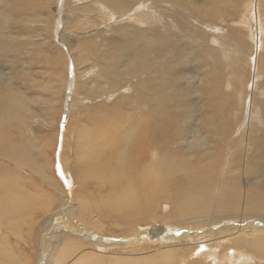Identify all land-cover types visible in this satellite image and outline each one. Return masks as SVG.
Segmentation results:
<instances>
[{"label": "bare ground", "instance_id": "1", "mask_svg": "<svg viewBox=\"0 0 264 264\" xmlns=\"http://www.w3.org/2000/svg\"><path fill=\"white\" fill-rule=\"evenodd\" d=\"M73 1L75 9L71 13L87 18L92 12L99 21L77 27L86 33L99 29L116 36V47L123 51L116 56L95 52L96 56L104 58L106 72H98L97 76L83 73L92 78L91 84L96 83V87L86 93L90 92L88 94L95 99L104 96L102 85H97L102 79L109 80V89L126 92L131 87L128 92L131 94H123L114 106L99 110L100 116L94 120L97 131L84 128L78 131L76 146L81 162L78 167L77 163L71 166L74 176H78L77 185L73 177H66L67 183L62 184L47 171L48 164L31 139L36 137L37 130L33 129L30 117L33 104L38 100L32 101L19 85L18 94L8 97L11 93L5 90L8 72L0 70V89L3 90L0 157L38 175L22 177L15 171L12 176L0 161V264H103V259L98 261L91 256L89 249L91 245L97 248L104 245L103 237L95 238L103 212L121 217L126 228V238L118 239L120 243L113 245L134 244L140 248L146 242L143 234L147 230L141 225L144 220L153 223L151 232L159 239L165 238V233L170 241L185 243L179 249L178 246L162 249L161 263L155 261L154 264H173L176 251L181 249L190 254L188 248L195 249L192 253H197L196 263L204 264L202 258L214 257L213 264L233 263L234 258L238 263L248 258L264 264V128L260 127L264 125H258L259 118L250 114L244 133L234 137L230 127L224 124L231 96L224 92L222 84L228 80L231 61L222 37L211 35L212 31L223 34L224 29L206 26L211 20L234 14L235 6H240L243 0ZM155 2H166L171 9L157 11ZM37 8H45V2L8 0L0 7V63L8 62L12 66L17 81L31 78V70L25 65L34 59V54L27 56L31 44L25 45L22 41L36 43L33 30L37 26L45 30L49 25L48 21L40 20L45 15L37 13ZM259 8L260 3L254 4L247 7L245 13H259ZM166 20L174 23L166 24ZM60 21L63 30L65 21L63 18ZM11 24L23 27V33L11 29ZM91 26L96 28L90 29ZM246 26L249 29V25ZM202 27L211 30L207 33ZM111 42L104 41L102 54H109ZM258 46L264 48V36ZM71 47L77 49L74 57L80 59L77 61L80 64L82 45L76 43ZM94 47L99 48V45ZM47 50L44 46L40 51L46 53ZM82 59L84 63L86 60ZM256 68L264 78V60L258 62ZM72 77L66 84L68 97L73 96ZM36 88V85L30 87ZM42 88L47 93L45 85ZM46 98L42 100L45 104ZM55 99L49 98L52 102ZM260 104L264 117V100ZM68 105L69 102L67 110H63L66 121ZM120 107L127 108L125 116L116 111ZM43 111L39 115L42 125L49 116L46 108ZM52 111L58 115L59 110ZM103 113H112L111 121L110 116ZM113 125L114 133L109 127ZM7 129L13 130L16 139L6 134ZM8 136L10 144L5 146ZM101 159L109 169L98 163ZM62 163L64 168L68 166L65 161ZM216 167L219 172L212 174ZM95 170H101L104 176L94 177ZM195 185H199L200 190ZM97 197L98 203L95 202ZM162 200L169 202L175 212L159 216ZM218 221L223 224L219 229ZM172 223L186 228L172 229ZM248 229L252 233H247ZM127 237L133 241L126 243ZM152 258H147V264H152L155 260ZM130 260L128 257L118 262L128 264L124 261Z\"/></svg>", "mask_w": 264, "mask_h": 264}, {"label": "rangeland", "instance_id": "2", "mask_svg": "<svg viewBox=\"0 0 264 264\" xmlns=\"http://www.w3.org/2000/svg\"><path fill=\"white\" fill-rule=\"evenodd\" d=\"M6 1L8 0H0L1 2L0 7L4 6ZM39 1L45 2V8H37L35 10L37 11V13L46 16V19L44 16V17H41L40 20L46 23L48 21L49 25L46 26V29L44 28L45 30L40 28V26H37L35 30H33V35H34L33 39L35 40L36 43H34L33 41L31 42L22 41L24 42L25 45L31 44V47L28 49L29 52L27 53V56L30 57L31 55L34 54L33 55L34 59L32 58L31 63L28 64L26 61L27 64L25 65V68L29 67L31 70L30 72L31 78H28L25 81L23 80L17 81L14 75V69L11 70L12 66H10L8 62L6 61H3L6 63H2V62L0 63V70L5 73L8 72V78H11V80L7 78L5 81V85H7V87H5V90L11 92L8 97H12L14 93L18 94L17 88L19 85L20 87H23L25 89L24 90L25 93L31 98L32 101L38 100L36 103L33 104V111H32L33 114H32V117H30L32 118V121L34 122L33 129L37 130L35 131L36 137L35 138L33 137L31 139H34L33 143L37 145V149H39V151L42 152L41 155L45 158L46 160L45 163L48 164L46 165L47 171H50L49 173L50 174L52 173L51 176L55 177L57 180H60L62 184L67 183L66 177H73V180L74 182H76V185H77L76 178L78 176H74V174L72 173L73 171H72L71 166L77 163L78 164L77 167H78L81 162L80 152L77 150V146H76L78 131L81 128H84V130H88V131L95 130L97 126L94 128V125H95L94 120L100 116L101 112H99V110H101V108L108 109L114 106V104L118 102L119 97L123 94H126V96H129L131 93L129 94L128 92H131V87L128 88L127 89L128 91L126 92H123V91L120 92L119 90H116V89H111V88L109 89L108 85H110V83H107V81L109 80L101 79L100 80L101 82L97 83V85H102L103 87L102 90H104L105 92V94H103L104 96H99L98 99H95L94 96H92L91 94H88L90 92L86 93L87 91H91V89L96 87V83L93 82L92 83L93 85H92L91 84L92 78L89 79L83 73L91 72L92 76L93 74L94 76H97L98 72H100L101 74L106 72V70L104 69V58L96 56L95 52L97 51L98 55H105V56H111V55L116 56L117 54L123 52V51H118L116 47L117 37L114 35L109 36L110 34H104V32H101L99 29L96 30L95 32L91 31L87 33L86 31H83V29L80 30L79 27H77L78 25L81 26L85 24H90V23L97 21V19L95 18V15L92 12H90L91 14L88 13L87 18L79 17V13H76V12L71 13V11L75 9V4H73L75 2L73 0H39ZM200 1L202 0H196V2L198 3ZM257 3H260L259 13H255L254 11H252V13L251 12L245 13L248 11L247 7L250 8L251 6H253L254 4L256 5ZM155 4H156L157 11L164 12L165 8L171 9L170 5H167L166 2H161V3L155 2ZM135 8L138 9L139 7H135ZM233 12L234 14H231L229 16L223 15L219 20H211L207 22L206 26H211V27L214 26V27H219V28L224 29L223 34L214 33L212 31L211 35L222 37L221 41L223 43V47L226 50L227 54L229 55V58L231 61V62L229 61L231 68L227 72V73H230L227 77L228 80H226V82H223L222 84V89L224 90V92L229 93L231 96L230 100L228 101V110L226 112L228 118H224L225 120L224 124L226 126H229L230 127L229 131L231 132V134L234 133V137L235 136L237 137L241 133H244V129L246 125L248 124L247 118L251 116L250 114H253L256 116V118H259V121L257 122L258 125H264V117H262V105L260 104V102L264 100V78H261V76H259L260 75L259 69L256 68V64L264 60V48H261L260 46H258L260 39H263V36H264V0H243L241 1L240 6H235V11ZM156 13L157 12H155L154 14ZM61 18H63L65 21L63 30H62V27L60 28L61 25L59 26L60 23L62 24V21H60ZM73 20H76V21H73ZM98 22L99 21H97V23ZM165 22L166 24L174 23L170 20H166ZM191 22L193 23L194 21H191ZM247 24L249 25V29H247L248 27L246 26ZM12 27L14 31H17V32L19 31L23 33V27H21L20 25L17 26V24H11V29ZM93 28H96V27H92V26L90 27V29H93ZM59 29H60V32H59ZM202 29L206 31L207 33H209L211 30L208 27H202ZM79 31H82V34L80 32L81 35L79 34ZM52 33L54 36L52 35ZM43 37L45 39H43ZM101 37L103 38L101 39ZM20 38L22 40L24 39L26 40L25 37L20 36ZM105 40L107 42L109 40L112 41L111 43L108 44L109 54L101 53V52H104V48H105L104 41ZM38 41L41 43H38ZM76 43H80L82 45V48H80L81 50L80 49L79 50L81 51L84 59L86 60L84 63H83L84 60L82 59L83 57H81L82 61L80 62V64H77L78 63L77 61L80 59H77L76 57H74L75 54L77 53V49L76 50L72 49L71 46H75ZM39 44L40 45L42 44V46H40ZM96 45H99V48L97 47L95 48L94 46ZM33 46H36L38 48L36 47L33 48ZM44 46L46 50L48 49L46 53H43L40 51L42 47ZM258 58L260 59L258 60ZM49 62L51 64H49ZM210 65L213 69L217 70V66L215 64L211 63ZM71 66L72 68L75 67L73 68V71H74L73 77H72ZM57 69L58 70L60 69L59 72ZM236 69L239 72L236 71ZM76 71L77 73L75 74ZM71 77L73 78V80H71L73 96L68 97L67 93L69 92L68 91L69 86H67L66 84H67V80L69 78L71 79ZM94 79L96 80L97 77H95ZM236 82L237 84H235ZM13 84H17V86L15 87ZM32 85H36L37 88L30 89ZM44 85L46 87L49 97L47 96V93L43 91L42 86ZM2 95H3V90L0 89V97ZM43 97H47L46 104L43 103L42 101ZM49 98L51 99L56 98V99L54 102H52L49 100ZM68 98H69V101L67 100ZM71 98H72V101H71ZM83 98H87L88 101H82ZM67 102H69V105H68L69 116L66 121V119H64L65 114L63 113L67 110ZM44 108L47 109V115L51 117L48 116L47 117L48 120L46 124L42 125V123L40 122L41 116L39 118V115L40 113L41 114L44 113L43 111ZM85 108H87V110ZM54 109L59 110L58 115L54 114L55 111H52ZM49 111H51V113ZM116 111L120 112V114L123 116H125L126 113L128 112L127 108L125 107H120ZM111 114L103 113L102 115H109L110 116L109 120L111 121L112 119ZM20 117L21 116H19V118ZM25 117L23 116L22 118L24 119ZM109 127H111L110 129L114 133V125L109 126ZM260 127L264 128L262 126ZM10 131L12 132L13 130L7 129L6 134L12 137L13 139H16L15 136L13 135V132L11 133ZM10 137H9L8 143L4 142L5 146L6 145L8 146L10 144ZM234 145H236V142L234 143ZM77 152L79 155L77 154ZM221 154H222V157H224V154H225L224 150H223V153ZM59 157L61 160L59 159ZM62 160L65 161V163L68 165L66 166L68 171L66 167L65 168L63 167L64 163H62L63 162ZM222 160L220 161L219 165L221 164ZM0 161L5 165V167L8 170L12 172L13 174L12 176L15 175V171H18L22 177H38L37 174L31 172L29 169L25 167H21V166L17 167L14 162L8 161L7 159L0 157ZM98 163L106 167L104 159H101ZM106 169H109V168L106 167ZM95 171L97 172L96 173L97 175L94 174V177H97L98 175L104 176L102 175L101 170H95ZM65 172H67V175ZM218 172H219L218 167L212 170V174L214 173L216 174ZM238 173L241 174L239 170H238ZM84 177H87V176L84 175ZM195 187L198 190H200L199 185H195ZM217 191H218V188L215 191L216 195L218 194ZM97 200H98V197L96 198V201H95L98 203L99 200L98 201ZM162 201L164 202H162L158 208V211H160L161 215L159 214V212L157 213L159 216L163 215L162 217H164L170 214L171 212H173L174 207L169 202L167 203V201L165 200H162ZM103 213H104V217H102V222L99 224V228L95 234L96 235L95 238L100 239L101 237H103L104 245L98 248L95 247L94 245H91L89 247V249H91L90 250L91 256L96 257L98 261L103 259L102 260L103 264H121L118 261L122 260V258H128V257H130L131 260L124 261L128 264L130 263L134 264V260H137L136 264H141V263L147 264L149 257H153L152 259H155L153 262H151L152 264H154L155 261L156 262L159 261L158 263H161L162 256L160 254V251L162 249H166L168 247H173V246H178V249H179L180 246L183 247V245L185 244V243L183 244V243H176V242L174 243V241H170V239L166 238L165 233L163 236H165L166 239L165 238L159 239V237H157L156 234L151 232L154 228L153 223L150 222V220H144L141 222V225L149 232V234L147 231L146 233L148 235L144 232L143 238L146 237V239L144 238L146 242L142 244L140 248H138L134 244H129L128 246H125V247L118 246V244L113 245L114 242L118 243L119 241L118 239H123V237L125 236L126 228L124 226V223L121 217L117 218L115 217L114 214L107 213V212H103ZM168 223H171V222H168ZM158 224H161V223L158 222ZM262 224H264V219L262 220ZM216 225H217L216 226L217 229H219L220 227L223 226L222 221H218ZM134 226L135 225H133V227ZM171 226H172L171 227L172 229L176 228V229L181 230L183 228H186L185 225L180 224V223L178 224L172 223ZM205 227L207 228V226ZM249 232L252 233L250 229H248L247 233ZM127 238H128L127 241H125L126 243L129 241H133V239H130V237H127ZM162 240H165V241H162ZM189 250H191L190 254H186L181 249L177 250L173 264H201V263L195 262L197 253L196 254L192 253L195 251V249L192 250L188 248V251ZM87 254L90 255L89 252H87ZM213 258L214 257L208 260L205 258H202V259H204V262H205L204 264H211L213 261ZM243 260L244 261H241L240 263H238L236 258H234L232 260L233 263L231 261H228L227 263H230V264H258L255 260H251L248 258L243 259ZM214 262H217V258H215ZM220 264H223V263L221 262Z\"/></svg>", "mask_w": 264, "mask_h": 264}]
</instances>
